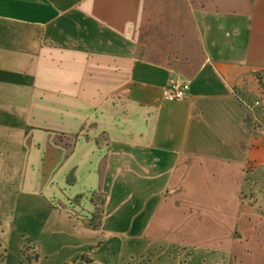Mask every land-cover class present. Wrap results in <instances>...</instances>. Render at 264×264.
I'll return each mask as SVG.
<instances>
[{"label": "crops", "instance_id": "crops-1", "mask_svg": "<svg viewBox=\"0 0 264 264\" xmlns=\"http://www.w3.org/2000/svg\"><path fill=\"white\" fill-rule=\"evenodd\" d=\"M262 168L264 0H0L10 212L98 214L112 264H264Z\"/></svg>", "mask_w": 264, "mask_h": 264}, {"label": "rangeland", "instance_id": "rangeland-1", "mask_svg": "<svg viewBox=\"0 0 264 264\" xmlns=\"http://www.w3.org/2000/svg\"><path fill=\"white\" fill-rule=\"evenodd\" d=\"M258 174L261 177L256 182L254 178L257 175L252 174L254 181L250 185H253V193L261 201L258 207L264 208V168ZM4 178V172H0V264H63L75 250H86L80 257L84 263L92 259V264H107L108 261L112 264L114 250L123 246L128 239L127 234H106L97 223L100 219L98 214L87 225L86 222L72 220L69 216L47 214L43 205L38 219L19 203L15 205L17 210L10 212L14 205L9 200L11 188L4 186ZM40 246L43 252H40ZM51 247L56 251L51 252L53 256L49 258L46 257V250L50 251ZM37 253H40L39 261H34ZM64 255L67 258L63 259ZM182 260H187L188 264L195 261L189 255H185Z\"/></svg>", "mask_w": 264, "mask_h": 264}, {"label": "built area", "instance_id": "built-area-1", "mask_svg": "<svg viewBox=\"0 0 264 264\" xmlns=\"http://www.w3.org/2000/svg\"><path fill=\"white\" fill-rule=\"evenodd\" d=\"M190 90V83L182 80H172L168 84L164 92V98L167 101H181L184 100ZM251 111L261 107V102L256 101L253 104H248Z\"/></svg>", "mask_w": 264, "mask_h": 264}]
</instances>
